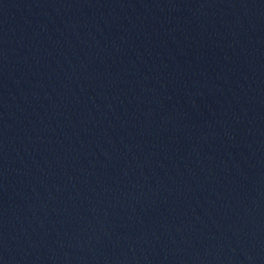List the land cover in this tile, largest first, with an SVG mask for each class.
Wrapping results in <instances>:
<instances>
[{
  "label": "water",
  "instance_id": "1",
  "mask_svg": "<svg viewBox=\"0 0 264 264\" xmlns=\"http://www.w3.org/2000/svg\"><path fill=\"white\" fill-rule=\"evenodd\" d=\"M0 264H264V0H0Z\"/></svg>",
  "mask_w": 264,
  "mask_h": 264
}]
</instances>
